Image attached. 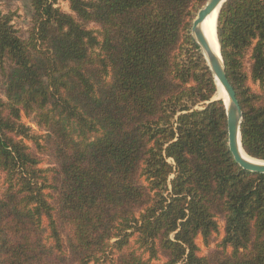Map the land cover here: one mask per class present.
Wrapping results in <instances>:
<instances>
[{"label": "trees", "instance_id": "16d2710c", "mask_svg": "<svg viewBox=\"0 0 264 264\" xmlns=\"http://www.w3.org/2000/svg\"><path fill=\"white\" fill-rule=\"evenodd\" d=\"M207 1L29 0L25 32L0 7V264H264V174L191 35ZM216 34L264 161V0Z\"/></svg>", "mask_w": 264, "mask_h": 264}, {"label": "water", "instance_id": "95a60500", "mask_svg": "<svg viewBox=\"0 0 264 264\" xmlns=\"http://www.w3.org/2000/svg\"><path fill=\"white\" fill-rule=\"evenodd\" d=\"M226 1L228 0H208L205 6L197 13L196 18L192 23L191 35L196 44L199 46L202 55L204 56V59L206 60V63L209 67V70L213 75L216 84V93L219 92L217 86L218 83L228 101L227 103H225L224 100L221 98H214V100H221L225 106L227 121V144L233 162L245 172L264 174V164L250 163L249 161L245 160L242 157V154L240 153L241 148L243 154H245L248 158L252 160H256L249 157L242 149L240 137L242 111L239 107L234 90L232 89L227 80L223 60L220 54L219 44L218 53H213L212 50L209 48L208 43L206 42L201 31V24L204 19L215 10H217L218 16L219 10ZM256 161L264 162L260 160Z\"/></svg>", "mask_w": 264, "mask_h": 264}, {"label": "rangeland", "instance_id": "374dc122", "mask_svg": "<svg viewBox=\"0 0 264 264\" xmlns=\"http://www.w3.org/2000/svg\"><path fill=\"white\" fill-rule=\"evenodd\" d=\"M1 11H10L15 14L14 24L22 32H25L29 27L30 21V7L29 0H0ZM60 7L63 11H68L66 3H61ZM1 83V82H0ZM24 122L30 126L29 120H24ZM221 237H217L219 240ZM206 250L202 248V254H205Z\"/></svg>", "mask_w": 264, "mask_h": 264}, {"label": "bare ground", "instance_id": "6f19581e", "mask_svg": "<svg viewBox=\"0 0 264 264\" xmlns=\"http://www.w3.org/2000/svg\"><path fill=\"white\" fill-rule=\"evenodd\" d=\"M216 19H217V10L213 11L212 13H210L202 22L201 24V31L202 34L206 40V42L208 43L209 48L212 50L213 53L217 54L218 53V41H217V35H216ZM217 83V82H216ZM218 86V90L219 92L216 93L214 98H221L224 100L225 103H227V98L224 94V92L221 90V87L219 86V84L217 83ZM240 153L242 154V157L249 161L250 163H254V164H264V162H259L256 160H252L250 158H248L245 154H243L241 148H240Z\"/></svg>", "mask_w": 264, "mask_h": 264}]
</instances>
